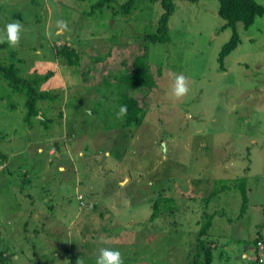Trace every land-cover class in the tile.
Returning <instances> with one entry per match:
<instances>
[{"label":"rangeland","instance_id":"obj_1","mask_svg":"<svg viewBox=\"0 0 264 264\" xmlns=\"http://www.w3.org/2000/svg\"><path fill=\"white\" fill-rule=\"evenodd\" d=\"M174 7L169 41L145 48L157 85L134 97L148 112L126 127L111 92L98 96L95 86L109 70L131 68L142 39L130 36L156 27L159 2L136 20L138 7L102 26L85 2L0 0V31L14 19L22 25L0 57L22 61L25 76L52 72L42 88L62 96L49 117H36L45 124L28 128L24 96L0 80V151L16 155L29 143L12 160L21 166L9 177L19 190L0 193V252L9 264H96L101 248L119 249L123 264H188L204 222L212 264H264L254 243L264 242V13L247 28L238 23L240 43L220 66L232 29L223 28L218 0ZM62 44L83 57L112 46L110 59L83 75L84 65L54 57L52 46ZM180 74L188 91L177 98L171 88ZM158 196L175 207L149 221Z\"/></svg>","mask_w":264,"mask_h":264},{"label":"trees","instance_id":"obj_2","mask_svg":"<svg viewBox=\"0 0 264 264\" xmlns=\"http://www.w3.org/2000/svg\"><path fill=\"white\" fill-rule=\"evenodd\" d=\"M74 1L87 3L88 10L85 13L88 16L97 17L101 22L103 21L101 23L102 26H107V22H104V20L108 17L117 22L120 16L124 17L131 15L138 7V15L135 18L129 17L132 21L136 20L138 16L143 15L148 10H152L155 2H159L162 13L157 19L156 27L154 28V26L151 25L152 22H149L146 26L144 25L140 33H137L135 36H130L135 37L134 39H142L140 42L142 52L133 59L131 68H128L126 63L122 62V68H117L113 71L109 70L107 74H110V77H103L101 79V86H95V93H97L98 96H100L104 89L111 92L112 95L107 96L113 99L111 101L116 104L118 111L121 105L126 106V113L121 116L123 117V121L120 123L124 124L126 127L139 126L144 120L148 108L143 105L144 101L140 103V101L134 97V94L137 91H141L146 95L157 85L152 67L146 58L145 48L147 44L165 43L169 41L170 27L168 21L174 13V2L176 0H147L143 4L140 3L142 2L140 0H123L121 4L117 3L118 0ZM116 4L118 5L116 6ZM263 13L264 7L256 0H218V15L224 20L223 28L229 27L232 29L231 37L222 45L218 55L220 66H223L225 57L237 47L238 43H240L239 34L237 32L238 23L242 24L244 28H247L255 21L257 16H261ZM129 18L125 17L124 19L128 21ZM119 35L121 36V34H118V36L112 37L111 40L113 41H111V43H115ZM8 45L7 41H0V49L7 48ZM111 47L112 46H108L107 51L103 54L98 53L86 57H83L84 54L81 52L65 44L58 46L54 45L52 49H55L54 57L64 58L69 66H76L79 68V66L81 67L84 65L86 71L83 75H89L90 70H93L95 64L103 63L110 59ZM86 58L89 62L83 64ZM24 70L22 61L8 62V59L0 57V80L5 82V85L2 87L22 97L24 96L23 105L25 111L23 114V122L28 128H31L35 125V120L45 124L47 119L44 117H49L51 110L56 107V103L62 96L59 93H54L49 89L42 88V85L53 75L52 72H46V74L32 72L28 74V76H25L27 74L24 73ZM154 72L158 76L160 75L158 69ZM5 98V95L0 96V102H3ZM90 98H92V96ZM104 100L106 101V99ZM95 105L99 106V101H97ZM7 106L9 105L7 104ZM9 107H14V104H11ZM39 114H42L44 117L36 118ZM58 115L62 116L63 112L59 111ZM172 201L173 199L170 197L158 196L152 204V212L149 221H153L157 218L161 212H163V209H174L175 206ZM206 201H208V198ZM242 206H244V204H242ZM171 213L174 212L172 211L170 214ZM204 216H206L205 213ZM209 227V222H206V224L204 222L199 228L198 236L195 238V252L193 253L192 259L187 257L188 264H212L214 256L212 247L207 246L203 239V237L207 235ZM258 242L262 243L260 238L254 240L255 246ZM6 256L7 255H3L2 252H0V264H9V258Z\"/></svg>","mask_w":264,"mask_h":264},{"label":"clouds","instance_id":"obj_3","mask_svg":"<svg viewBox=\"0 0 264 264\" xmlns=\"http://www.w3.org/2000/svg\"><path fill=\"white\" fill-rule=\"evenodd\" d=\"M57 23L61 27H67L66 21H57ZM21 30V23L17 22L15 19L12 22L6 23L3 30L0 31V41H7L10 46L17 44L20 38ZM187 91L188 87L186 85V77L183 74L176 75L174 77V84L171 88V94L178 98L183 96ZM126 110V106L121 105L119 111L117 112V116H123L126 113ZM96 264H123L120 250L113 248H101L99 250V255L96 257Z\"/></svg>","mask_w":264,"mask_h":264},{"label":"crops","instance_id":"obj_4","mask_svg":"<svg viewBox=\"0 0 264 264\" xmlns=\"http://www.w3.org/2000/svg\"><path fill=\"white\" fill-rule=\"evenodd\" d=\"M24 143H26V141ZM28 144L29 143L27 142L23 146V148L18 147L19 151H17L15 153L16 155H12V153L10 155H8V154H5L4 152L0 151V193L5 192V191L8 192L11 190H13V192H14V191H17V188L19 190V186L16 188V184H13V181L11 179H9V177L12 174V172H14L16 169H18L17 167H21V166L18 163L17 164L14 163V165L12 166V160L14 159V156H16V158L18 159L20 157V155L22 154V152L25 150L24 148L28 147ZM4 195H6V198H7V196H9V193H6ZM2 223H3V220L0 221V225ZM261 238H262V235H261ZM262 240L263 239H260L261 242H262ZM262 245L264 248V242H262ZM263 254H264V251H262V255ZM5 255H7V254H5ZM261 258H262V256H261Z\"/></svg>","mask_w":264,"mask_h":264},{"label":"built area","instance_id":"obj_5","mask_svg":"<svg viewBox=\"0 0 264 264\" xmlns=\"http://www.w3.org/2000/svg\"><path fill=\"white\" fill-rule=\"evenodd\" d=\"M257 249H259V259L262 260L261 256H262V251H264L263 245L262 243L258 242L256 245Z\"/></svg>","mask_w":264,"mask_h":264}]
</instances>
